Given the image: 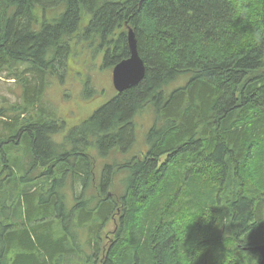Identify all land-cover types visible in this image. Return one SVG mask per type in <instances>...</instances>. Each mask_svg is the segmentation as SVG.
<instances>
[{"label":"trees","instance_id":"obj_1","mask_svg":"<svg viewBox=\"0 0 264 264\" xmlns=\"http://www.w3.org/2000/svg\"><path fill=\"white\" fill-rule=\"evenodd\" d=\"M4 1L0 79L23 94L0 109V264H260L264 0ZM130 30L144 79L66 131L45 99L52 78L86 44L113 70ZM148 108L147 149L98 174L88 152H129Z\"/></svg>","mask_w":264,"mask_h":264},{"label":"rangeland","instance_id":"obj_2","mask_svg":"<svg viewBox=\"0 0 264 264\" xmlns=\"http://www.w3.org/2000/svg\"><path fill=\"white\" fill-rule=\"evenodd\" d=\"M5 7V1L0 0V19L4 18ZM56 14V11L51 10L46 13L45 17L51 22ZM73 57L75 60V67L73 68L71 66L72 69L67 72L63 80L56 77L52 78V85L47 89L45 98L46 102L52 105L61 117H64L66 121V131L87 121L97 108L112 100L117 93L113 86V70L103 68V55L99 51L98 45L89 46V44H86V46L83 45V47L74 48ZM186 83L187 79L182 78L172 84L168 90L171 92L173 89L184 86ZM90 90L91 92H89ZM22 94L23 89L19 86L11 83V81L0 79V109H7L10 108V106L11 108L14 107L19 103V97H21ZM154 119V111L151 108L146 109L136 116L134 120L136 142L126 154H112L107 159L110 161H106L99 156L96 148L93 147L88 153L91 155L94 164L98 167V174L102 172L106 164H113L114 161L120 162L132 159L134 156L137 157L138 154L145 151L147 149L146 136L153 126ZM56 138V142L58 143L63 141L62 135ZM74 149V146H69L68 151L73 153ZM39 173V171L36 173L34 172L32 176H37ZM124 176V173H120L116 178V187L121 193L125 191L121 185V180ZM4 179H9V173L2 178V181ZM32 184L33 182L29 183L28 187L30 188ZM79 190L80 188H77V193H79ZM112 190L114 191V188H112ZM26 192L28 195L31 194L30 189ZM67 193L68 205L71 206L74 204L73 192L69 190ZM117 221H119V219ZM116 224L117 223L111 221L105 228L104 233H112V231L115 230ZM45 226L48 227L47 225ZM16 227L14 228H22L23 225L20 224ZM42 233L44 234V232ZM114 236L115 235H112V239ZM87 237H89L88 231ZM82 242L85 243L84 240ZM16 253L17 250H11L9 254L6 255L7 261L10 258L13 259ZM5 260L4 258V262Z\"/></svg>","mask_w":264,"mask_h":264},{"label":"water","instance_id":"obj_3","mask_svg":"<svg viewBox=\"0 0 264 264\" xmlns=\"http://www.w3.org/2000/svg\"><path fill=\"white\" fill-rule=\"evenodd\" d=\"M130 57L121 61L113 69V85L120 94L139 85L145 77V65L139 56L137 41L133 30L128 33ZM260 252V264H264V245L257 247Z\"/></svg>","mask_w":264,"mask_h":264}]
</instances>
